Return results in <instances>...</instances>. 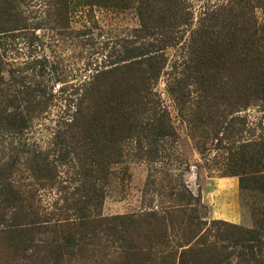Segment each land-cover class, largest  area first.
Returning a JSON list of instances; mask_svg holds the SVG:
<instances>
[{
    "label": "rangeland",
    "instance_id": "374dc122",
    "mask_svg": "<svg viewBox=\"0 0 264 264\" xmlns=\"http://www.w3.org/2000/svg\"><path fill=\"white\" fill-rule=\"evenodd\" d=\"M192 38L202 78L193 72L178 82L180 68L173 74L172 65ZM148 43L164 48V67L153 94L136 106L137 126L120 144L122 156L104 166L99 212L118 217L139 249L159 254L190 246L198 230L184 215L192 214L206 222L199 234L208 242L227 240L234 264L239 247L230 239L239 230L262 227L264 236V195L238 186L251 165H264V154L252 153L264 141V0H78L67 8L56 0H0V95L22 102L17 92L27 82L48 98L40 111L29 110L22 135L0 128V156L35 150L56 160L57 184L33 189L35 204L53 211L63 194L58 183L68 186L74 177L70 156L58 152L77 99L96 71L126 63V51ZM157 109L163 119L151 115ZM157 125H168L165 137L156 136ZM73 259L69 264H103L90 251ZM22 261L0 236V264H30Z\"/></svg>",
    "mask_w": 264,
    "mask_h": 264
},
{
    "label": "trees",
    "instance_id": "16d2710c",
    "mask_svg": "<svg viewBox=\"0 0 264 264\" xmlns=\"http://www.w3.org/2000/svg\"><path fill=\"white\" fill-rule=\"evenodd\" d=\"M56 1L58 6L67 8L78 0ZM170 25L168 28L172 27ZM195 42L197 40L192 38L185 46L183 58L177 65H172L173 74L177 67L180 68L178 82L187 81L193 72L197 74L195 80L199 82L202 78ZM147 46L126 51L122 60L126 62L124 64L112 63L114 66L96 71L87 84L84 96L77 99L75 119L64 125L65 151L58 152L59 158L70 156L74 177L68 186L58 183L63 194L53 204V211L35 204L37 194L33 189L42 190L57 184L60 165L56 160L35 150L14 151L11 155L0 156V236L10 243V248L24 263L69 264L73 258L82 257L90 251L92 256L102 258L99 261L103 264H233L229 260V246L225 244L227 240L215 237L213 242H208L207 233L199 234L206 222L192 214L184 215L192 224L190 226L198 230L187 241L190 246L179 254L173 251L159 254L154 247L139 249L129 239L118 217L103 218L99 212L103 198L101 180L106 176L104 166L116 163L122 156L120 144L130 138L129 133L137 126L136 106L142 98L153 94L150 89L164 67L163 55L160 54L164 48L154 43ZM214 56L213 50L210 58ZM223 56L222 53L216 57L222 59ZM208 61L214 67L212 61ZM105 82L107 84L101 90L98 86ZM123 83L125 85L122 86ZM20 85H23V91L17 93L26 97L22 102L0 95V128L3 127L7 134L22 135L28 124L26 115L29 110L37 108L40 111V104L48 99L45 88L39 89V85L27 82ZM179 91H175L178 96L181 94ZM259 92L264 103V86ZM183 96L184 93L180 95L181 98ZM150 112L151 115L160 112L158 119H163L165 114L162 109ZM166 126L157 125L156 136L165 137ZM252 151L257 157L264 154V141ZM253 155H249L250 164L255 162ZM82 160L88 162L86 166L81 164ZM255 166L251 165L249 174L239 178L241 193L251 189L264 195V165L261 168ZM261 230L262 227L239 230V237L230 239L239 247L233 254L236 257L234 264H264V236Z\"/></svg>",
    "mask_w": 264,
    "mask_h": 264
},
{
    "label": "crops",
    "instance_id": "0c3cea01",
    "mask_svg": "<svg viewBox=\"0 0 264 264\" xmlns=\"http://www.w3.org/2000/svg\"><path fill=\"white\" fill-rule=\"evenodd\" d=\"M238 213H239V211H238ZM240 214V213H239Z\"/></svg>",
    "mask_w": 264,
    "mask_h": 264
}]
</instances>
